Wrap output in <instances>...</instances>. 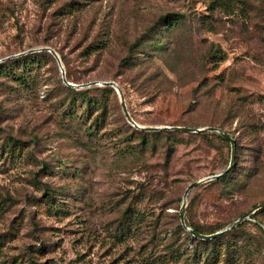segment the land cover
<instances>
[{
	"label": "rangeland",
	"instance_id": "374dc122",
	"mask_svg": "<svg viewBox=\"0 0 264 264\" xmlns=\"http://www.w3.org/2000/svg\"><path fill=\"white\" fill-rule=\"evenodd\" d=\"M42 46L71 83L114 81L141 126L235 138L231 178L184 209L227 226L264 202V0H0V264H264V207L216 248L180 223L186 186L229 165L220 134L136 128L114 88L10 62Z\"/></svg>",
	"mask_w": 264,
	"mask_h": 264
},
{
	"label": "water",
	"instance_id": "95a60500",
	"mask_svg": "<svg viewBox=\"0 0 264 264\" xmlns=\"http://www.w3.org/2000/svg\"><path fill=\"white\" fill-rule=\"evenodd\" d=\"M44 50L50 52L52 54V56L55 58L58 66L60 68V71H61L62 81L66 85H69L71 87H77V86L78 87H84V86H90L92 84H98V85H104V86L113 87L116 90V92L119 94L121 108H122V111H123L127 121L132 126H134L136 128L147 130V131H159V130H162V129H169V130H173V131H183V132H200V131H204V130H209V131L217 132L224 139L229 141L230 147H231V153H230V162H229L228 167L224 171H222L220 173L209 175V176L203 177V178H201L199 180L190 182L186 186V188L184 190V193L182 195V204H181V207H180V210H179L180 223L192 236H194L196 238H199V239H204V240L216 237V236H218V235H220V234H222V233L234 228L239 223H241L246 217H248L251 213H253L254 211L264 207V202H261V203L257 204L252 210L242 214L236 220H234L233 222L228 224L225 228H223L221 230H218V231H216V232H214L212 234L197 233L196 231H194L193 229L188 227L185 224V220H184V209L186 207V200H187V195H188L189 191L191 189H193L194 187H196V186H198V185H200V184H202L204 182H207L209 180L216 179V178H219V177L223 176L224 174H226L230 170V168H231V166H232V164L234 162V159H235V139L233 137H231L227 132L223 131L220 128L214 127V126H208V127H204V128H192V127H186V126H141L138 123H136L132 119V117L130 116V114H129L127 108H126L123 95H122L121 91L119 90V88L117 87V85H116V83L114 81L89 82V83L80 84V85L71 83V82L67 81V79L65 77L64 66H63V64L61 62V59H60L58 53L53 48H51L49 46H42V47H39V48H37L35 50H30L29 52L44 51Z\"/></svg>",
	"mask_w": 264,
	"mask_h": 264
},
{
	"label": "trees",
	"instance_id": "16d2710c",
	"mask_svg": "<svg viewBox=\"0 0 264 264\" xmlns=\"http://www.w3.org/2000/svg\"><path fill=\"white\" fill-rule=\"evenodd\" d=\"M166 18V16L165 17H163L162 18V20H164ZM178 20H179V18H172V20H170V22L169 23H171L172 22V24L171 25H174V24H176V23H178ZM136 45H137V42H134V43H132V44H130L129 45V47H128V52H132V51H134V49H135V47H136ZM218 53H219V48H216L215 50H213L212 51V53H210V57H212V58H216V57H219L218 56ZM48 55V56H51V58H53L54 60H55V58L52 56V54L50 53V52H48V51H37V52H32V53H28V54H25V55H22V56H20V57H18V58H16L14 61H10V62H19V63H25L26 62V60H28V59H33L34 57H39V56H41V55ZM60 59H61V62H62V64H64V66H65V68H66V65H65V62L63 61V58H62V56L60 55ZM55 62H56V60H55ZM57 63V62H56ZM121 63H124V64H129V59H128V57L126 56V57H124V58H122L121 59ZM66 79H67V81H69L70 80V76L68 75V73H67V68H66ZM63 87L64 88H66L67 90H74L71 86H69V85H66L65 83H63ZM94 88H98V87H94ZM113 87H111V86H104V88H102V89H112ZM90 88H87L85 91H88ZM98 89H100V88H98ZM243 123H247V122H243ZM246 125H248L249 126V123H247ZM167 132H170V131H166V133ZM211 133H213V132H211ZM221 140H223V141H225L226 143H229V141L228 140H226V139H224L222 136H220V135H217ZM142 139H143V141H144V135H143V137H142ZM235 139V138H234ZM230 144V143H229ZM235 149H236V151H237V149H238V142H237V140L235 139ZM257 168V167H256ZM220 173V172H219ZM234 173V166L232 167V168H230V170L226 173V174H224L223 176H221V177H219V178H216V179H212V182L213 183H222V182H227V180L229 179V178H231V176H232V174ZM254 173H256V172H254ZM214 174V173H213ZM213 174H211V175H213ZM215 174H217V173H215ZM252 175H254L253 174V172L252 171H249V172H246L245 173V176H247L248 178H250ZM231 188H229V190H230ZM43 195H44V197H46V199H49V196H48V193L46 192V191H44V193H43ZM188 197V196H187ZM192 202H193V199L191 198L190 200H189V198H188V206L190 205V204H192ZM256 205V204H255ZM254 205V206H255ZM261 211V210H260ZM256 216H257V212H255L254 214H253V217L254 218H256ZM243 223L244 222H242L240 225H238L237 227H240V226H242L243 225ZM256 223L258 224V225H261V223L258 221V220H256ZM188 227H190L191 229H193L194 231H196L197 233H201V234H212V233H214V232H216V231H218V230H221V229H223V228H225V226H226V224L227 223H224V224H221V225H217V226H213V227H210V228H202V227H200V226H198V225H196V224H194V223H192V222H188V221H186V223H185ZM179 227H180V225H179ZM232 230V229H231ZM230 230V231H231ZM230 231H226V232H224V233H222V234H220V235H218V236H216V237H213V238H211V239H207V240H204V239H199V238H196V237H193V240L195 241V242H197V244H199L200 246H202V247H215L216 248V246L218 245V242H220L221 240H224L225 238H227V235L228 234H230ZM227 246V245H226ZM227 248V247H226ZM214 251V249L212 250V252Z\"/></svg>",
	"mask_w": 264,
	"mask_h": 264
}]
</instances>
